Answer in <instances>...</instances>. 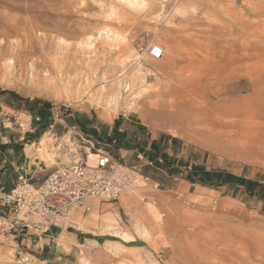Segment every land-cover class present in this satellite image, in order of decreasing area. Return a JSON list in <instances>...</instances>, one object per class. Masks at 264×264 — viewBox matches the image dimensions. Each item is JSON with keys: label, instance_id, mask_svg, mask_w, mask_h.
<instances>
[{"label": "rangeland", "instance_id": "obj_1", "mask_svg": "<svg viewBox=\"0 0 264 264\" xmlns=\"http://www.w3.org/2000/svg\"><path fill=\"white\" fill-rule=\"evenodd\" d=\"M146 3L0 0V96L24 103L22 118L40 116V105L58 110L56 121L71 115L65 120L77 131L57 141L52 132L46 148L59 163L69 151L76 161L91 142L137 174L117 203L90 199L66 222L32 218L44 234L1 237L0 264H264V0ZM106 33H118V42L105 43ZM154 43L167 50L161 60L150 57ZM203 75L206 89L192 88ZM121 82L131 91L116 103L100 100L103 85ZM162 137L173 141L163 164L132 153ZM41 163L30 167L36 185L56 168ZM63 232L70 252L58 260L52 243Z\"/></svg>", "mask_w": 264, "mask_h": 264}, {"label": "built area", "instance_id": "obj_2", "mask_svg": "<svg viewBox=\"0 0 264 264\" xmlns=\"http://www.w3.org/2000/svg\"><path fill=\"white\" fill-rule=\"evenodd\" d=\"M150 57L161 60L163 50L153 46ZM54 110L55 116L58 110ZM67 129L77 131L76 127ZM89 143L88 152L69 166H56L39 185L19 175L11 190L0 189V238H19L32 230L41 234L42 223L32 218L51 224L66 222L90 199L117 203L125 192L135 189V171L118 164L109 151ZM136 158L139 162L148 160L144 153Z\"/></svg>", "mask_w": 264, "mask_h": 264}, {"label": "crops", "instance_id": "obj_3", "mask_svg": "<svg viewBox=\"0 0 264 264\" xmlns=\"http://www.w3.org/2000/svg\"><path fill=\"white\" fill-rule=\"evenodd\" d=\"M14 105L17 107H14ZM9 107H12L10 108L11 110L8 109ZM21 107L24 108V103H20V102L13 103L11 102L8 95L0 96V189L3 190H11L14 187L19 175H24L26 178L33 180L38 170H34V168L32 169L30 167H34V166L39 167L42 164L41 162L49 164L50 166L53 167L56 166L62 167L70 164V162L74 161L76 158L73 157V159L71 160L68 154L74 155V152L69 151L67 155H64V157H62L63 161L59 163L57 161V158H60L57 157L59 155L55 152L54 153L51 152L50 150H46L48 145L45 147L42 146L43 138L46 137L52 140L50 138L52 132H54V136H58L62 134L61 133L62 131H66L67 128L79 127L76 123H74L71 126L67 124L65 119L71 117V115H67L66 117H64L63 122L56 121V117L54 116L53 109L44 108L43 105H40L36 109L37 112L40 113V116H36L34 118L31 115L29 116L27 115L24 118H22L20 117V112H18L21 110ZM84 126L86 127V125ZM119 131L121 132V130ZM82 134L83 133L81 132L80 136L85 135ZM106 136H110V132L107 133ZM33 141H38V143L37 142L30 143ZM68 141L69 140H66V143H69ZM172 143H173L172 140L162 137L160 140H154L153 142H150L148 144V147L146 148L147 152H143V153L146 155L147 159L152 164L151 166L164 163L162 155L164 153H167V155H169V149H170L169 147H172ZM37 144H39V149L37 150V152L34 153L33 150ZM164 146L168 148L167 151L163 150ZM60 148H62L61 144L58 146V149ZM42 149H45L47 151L45 156L49 155L50 159H53V162L51 160L50 161L47 160L45 162V160L43 159L44 155L38 154L39 151H43ZM135 152H136V156L138 153H140L138 149L132 151V153ZM167 162H169V160ZM172 163H174V161ZM28 168H30V170ZM89 203L87 204V206L91 208V205ZM94 215L95 213H92L91 216ZM68 234L64 232L60 233L59 237H55V235L49 234V238L55 237V240H53L52 244L53 247L57 249V252L59 253L57 254V257H59L57 258L58 260L61 259L62 256L61 254L68 255L70 252V250H68L67 252V250L64 249V245H67L66 241L68 240L69 237ZM70 235H71V240L74 243L83 241L84 243L100 245L96 240L93 239H87V238L79 239V234L76 235V238L74 234H70ZM23 237H25V235ZM112 237L117 238L114 237L113 235ZM134 242L135 240H133L132 242H124V243H134ZM108 243L113 245L119 244L120 246L123 245L120 241H106L102 245L105 244L108 245ZM82 255L83 257H81V261L83 262V258H84L86 259V262H88L87 256L89 255V253L88 252H86L85 254L82 253Z\"/></svg>", "mask_w": 264, "mask_h": 264}, {"label": "bare ground", "instance_id": "obj_4", "mask_svg": "<svg viewBox=\"0 0 264 264\" xmlns=\"http://www.w3.org/2000/svg\"><path fill=\"white\" fill-rule=\"evenodd\" d=\"M120 2H127V3H130V4H133V5H137L138 7H140L139 5L141 4V3H145L146 5H147V3H146V0H119ZM140 8H144V7H140ZM112 15L113 16H115V13L114 12H112ZM114 32V31H113ZM112 32V33H113ZM118 32V31H117ZM115 33V32H114ZM119 33V32H118ZM118 33H116V34H112V35H110L109 33L107 34H105L104 36H102V38L101 39H103V41H105V43H107V44H109V45H111L112 43H117L118 42V40H119V35H118ZM153 46H158L159 48H161L162 50H163V58L165 57V55H166V48H163V46L161 45V44H159V43H154V44H152ZM84 46V48L86 49V50H88V51H91L94 47V45H93V42L92 41H90V39H89V42L88 43H86L85 45H83ZM117 48V47H116ZM166 50V51H165ZM162 58V59H163ZM192 58H190V60H191ZM194 59V58H193ZM189 60V59H188ZM189 60V61H190ZM197 60V59H196ZM193 63H195V61L193 60ZM233 63V62H232ZM190 64H191V61H190ZM189 64V65H190ZM197 64V63H196ZM199 64V63H198ZM195 65V64H194ZM193 65V66H194ZM235 66V65H234ZM234 66H232V68L234 67ZM209 67H212V65H210ZM231 68V69H232ZM209 69V68H208ZM210 71H213V70H211V68L209 69ZM209 72V71H208ZM213 73V72H212ZM212 73H210V74H212ZM217 73V72H216ZM218 73H219V71H218ZM214 74H215V72H214ZM213 74V76L214 77H216L217 78V76H215ZM209 74H207V76H208ZM219 76H220V74H219ZM206 76L205 75H203L199 80H198V82L197 83H191L192 85V88L194 87V86H199V88L201 87V86H203V87H205L204 85H202L203 83H204V81H209V79L208 80H206V78H205ZM209 78L211 77V76H208ZM215 78V79H216ZM78 79V78H77ZM205 79V80H204ZM211 79V78H210ZM88 80H89V78H87L86 79V83H88ZM214 81V80H213ZM213 81H212V84H213ZM217 80H215V82H216ZM196 82V81H195ZM78 84L77 85H80L81 87H83V88H87L88 87V85L87 84H84L83 82H77ZM208 83V82H207ZM206 83V85H208ZM211 84V83H210ZM211 84V85H212ZM218 84V81H217V83L215 84V85H217ZM189 85V84H188ZM214 85V84H213ZM189 87V86H188ZM184 88H185V86H184ZM208 88V87H207ZM188 89V88H187ZM186 89V90H187ZM200 89H203L202 87L200 88ZM199 89V90H200ZM204 89H206V87L204 88ZM189 90H192L191 88L189 89ZM188 90V91H189ZM198 90V89H197ZM131 91V83L130 82H121V83H119V84H114V85H111L108 89H106V87H105V85H103L101 88H100V90L98 91V93H99V95H100V100H102V101H107V102H118L121 98H123V94L124 93H128V92H130ZM144 91V90H143ZM189 93V92H188ZM200 93H202V92H200ZM89 94H90V92H89ZM189 94H191V92L189 93ZM201 95V94H200ZM90 96V95H89ZM133 96V95H132ZM196 95H194V97H195ZM140 97V94H137L136 96H134V97H132V99H131V105H133L134 103H135V101L138 99ZM188 97V96H187ZM192 97V96H191ZM190 97V98H191ZM198 97V96H197ZM202 98V97H201ZM201 98H197V99H201ZM189 99V98H188ZM187 99V100H188ZM193 99H195V98H192L191 100H193ZM204 98H202V100H203ZM82 101V100H81ZM204 101V100H203ZM202 101V102H203ZM191 102V104H194L195 102H192V101H190ZM187 103V102H186ZM223 103H224V101H223ZM108 104V103H107ZM112 104V103H111ZM198 104V103H197ZM218 105V104H217ZM196 106V105H195ZM213 107H214V105H213ZM213 107H211L212 108V111H213ZM200 109V108H199ZM199 109H197V110H195V111H199L200 112V110ZM204 109V108H203ZM209 109V108H208ZM211 110V109H210ZM191 111V110H190ZM202 111L203 110H201V116H203L202 115ZM214 112V111H213ZM188 113V112H187ZM207 113H208V111H207ZM206 113V114H207ZM218 113V112H217ZM198 114V113H197ZM191 115V114H190ZM193 115V114H192ZM194 115H195V112H194ZM193 115V116H194ZM212 115V114H211ZM204 116H206V115H204ZM215 116V115H214ZM208 117V116H207ZM193 118V117H192ZM191 118V119H192ZM201 118V117H200ZM206 119V118H205ZM208 120V119H207ZM220 127H222V126H220ZM55 141H56V139H54ZM48 141H50V139L49 138H43V140H42V146H47L48 145ZM41 143V142H40ZM56 152H58V151H56ZM92 156V155H91ZM43 159L45 160V162L47 161V160H51L52 162H53V159H50V157H49V155H47V156H45L44 155V157H43ZM74 161H72V162H70V164L71 163H73ZM48 163V162H47ZM63 164H64V162H63ZM70 164H68V165H66V166H69ZM60 167V166H59ZM85 210L86 211H91V208L90 207H88L87 206V204H86V207H85ZM36 223V222H35ZM44 231L45 230H43L42 231V234H44ZM26 236V235H25ZM114 237H117V238H119L120 240H122V241H124V242H132L133 240H134V238L132 237V236H130L129 234H127V233H118V232H114V235H113ZM108 245H112V246H114V247H119V244H110V243H108ZM117 250V249H116ZM118 251V250H117ZM85 261V260H84Z\"/></svg>", "mask_w": 264, "mask_h": 264}, {"label": "trees", "instance_id": "obj_5", "mask_svg": "<svg viewBox=\"0 0 264 264\" xmlns=\"http://www.w3.org/2000/svg\"><path fill=\"white\" fill-rule=\"evenodd\" d=\"M240 182H242L243 184H246V185L249 183L246 180H240Z\"/></svg>", "mask_w": 264, "mask_h": 264}, {"label": "snow or ice", "instance_id": "obj_6", "mask_svg": "<svg viewBox=\"0 0 264 264\" xmlns=\"http://www.w3.org/2000/svg\"><path fill=\"white\" fill-rule=\"evenodd\" d=\"M139 6L140 7H146V4L145 3H141Z\"/></svg>", "mask_w": 264, "mask_h": 264}]
</instances>
